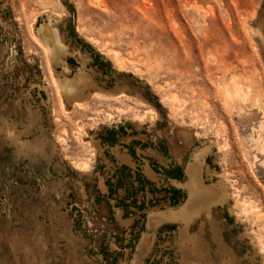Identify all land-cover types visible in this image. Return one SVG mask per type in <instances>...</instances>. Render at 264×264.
<instances>
[{
  "label": "rangeland",
  "instance_id": "obj_1",
  "mask_svg": "<svg viewBox=\"0 0 264 264\" xmlns=\"http://www.w3.org/2000/svg\"><path fill=\"white\" fill-rule=\"evenodd\" d=\"M0 264H264V0H0Z\"/></svg>",
  "mask_w": 264,
  "mask_h": 264
},
{
  "label": "bare ground",
  "instance_id": "obj_2",
  "mask_svg": "<svg viewBox=\"0 0 264 264\" xmlns=\"http://www.w3.org/2000/svg\"><path fill=\"white\" fill-rule=\"evenodd\" d=\"M42 35H43L45 41L49 44V48L52 52L53 58L57 62H59L61 60V58H60L61 54L65 50H64V46L62 45V43L60 41L57 30L53 26H51V24H44L42 27ZM66 70H68V69L66 68ZM90 80L91 79H90L89 75L83 71L80 72L76 78L67 79L65 81V83L67 85V93L70 95V97H71V95L73 97V95L82 94L84 92L86 86L89 84ZM149 172L152 174L151 171H149ZM158 215H160V214H158ZM155 216H156V214H155Z\"/></svg>",
  "mask_w": 264,
  "mask_h": 264
},
{
  "label": "crops",
  "instance_id": "obj_3",
  "mask_svg": "<svg viewBox=\"0 0 264 264\" xmlns=\"http://www.w3.org/2000/svg\"><path fill=\"white\" fill-rule=\"evenodd\" d=\"M148 199L150 198V195H148V197H147ZM179 213V212H178Z\"/></svg>",
  "mask_w": 264,
  "mask_h": 264
}]
</instances>
